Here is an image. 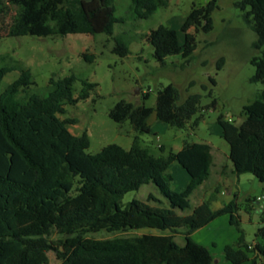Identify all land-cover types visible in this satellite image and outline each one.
Listing matches in <instances>:
<instances>
[{
	"label": "trees",
	"instance_id": "16d2710c",
	"mask_svg": "<svg viewBox=\"0 0 264 264\" xmlns=\"http://www.w3.org/2000/svg\"><path fill=\"white\" fill-rule=\"evenodd\" d=\"M166 4L167 0H131V17L146 19ZM234 5L256 34L253 46L260 55L250 59L254 66L251 81L260 82L263 88L243 106L239 124L221 114L216 122L229 146L233 173H251L264 189V0H235ZM217 6V0H207L185 15L182 42L177 31L164 24L149 29L141 38L152 46L159 64L166 65L173 55L187 62L197 49V34L212 29L211 15ZM115 12L114 0H0V37L104 33L112 41L111 53L126 57L128 45L114 35L115 24L121 22ZM82 57L92 62L96 56L82 53ZM223 62L220 57L218 68ZM8 69L0 67V79ZM76 80L81 88L74 95ZM209 81L216 83L212 76ZM32 84L30 70L23 69L0 93V264H49V251L54 252L58 264H212L209 248L194 241L191 233L226 213L238 236L234 243L224 246V258L231 264H264V207L251 243L239 227L235 193L215 210L210 207L212 193L190 212L177 211L189 206L190 195L209 175L205 142L185 139L179 150L166 153L164 145L155 153L139 142L138 134L151 132L148 119L152 114L157 121L176 128L197 127L202 119L200 93L183 94L169 83L157 90L152 107L117 101L108 115L119 123L130 122L136 133L131 146L126 149L111 143L89 153L87 132L71 133L67 124L76 119L58 114L65 113L67 104L88 98L98 83L74 74L52 76L45 96L28 94ZM147 95L143 93L144 98ZM210 103L215 106V99ZM172 163L189 174L180 191L171 189L168 168ZM150 182L168 206L150 204L149 200L161 202L152 194L147 201L121 203L124 193ZM254 200L247 198L248 202ZM141 228L156 233L87 237L99 230L116 233ZM178 233L184 235L183 244L175 240Z\"/></svg>",
	"mask_w": 264,
	"mask_h": 264
},
{
	"label": "rangeland",
	"instance_id": "374dc122",
	"mask_svg": "<svg viewBox=\"0 0 264 264\" xmlns=\"http://www.w3.org/2000/svg\"><path fill=\"white\" fill-rule=\"evenodd\" d=\"M199 1L201 0H168V6L159 7L148 18L133 20L132 13L128 12L130 0H114L116 8L118 7L115 14L123 16L120 18L121 22L114 26V35L128 45L129 53L126 57L111 53L112 41L104 33L0 37V67L9 68L0 79V93L19 77L23 69H29L34 80V84L26 90L28 94L45 96L51 89L49 80L52 76L59 78L74 74L78 79L98 83L97 87L90 91L88 98L73 105L67 104L65 113L58 114L60 118L76 119L75 123L67 124L71 133L80 135L84 131L87 132L89 147L86 151L89 153H96L111 143L126 149L131 146L136 133L130 122L126 120L119 123L108 115L117 101L124 99L152 107L155 105L157 90L169 83L178 86L183 94L187 91L200 93L202 119L194 129L189 126L176 128L150 118L151 132L138 134L139 142L149 146L155 153H159V145H164L165 153L169 150L176 152L182 147L185 139L203 141L213 152L207 179L190 195L189 206L184 210H177L178 213H188L199 203V197L204 192L219 182L222 176L227 177L232 166L227 156L229 146L221 137L220 128L216 123L218 115L221 114L239 124L243 106L255 98L263 88L260 82L251 81L254 66L250 59L254 55H260V50L253 46L256 34L244 21L242 11L234 5L235 0H217L218 6L211 15L212 29L197 34L198 46L189 61L184 62L180 55L168 57L166 65H161L155 60L152 46L141 38L142 35L159 24L170 26V17H184L193 4ZM179 38L183 40V33L180 31ZM82 53H94L96 57L94 61L89 62L82 57ZM220 57H223L224 62L218 68ZM210 76L215 78V85L209 81ZM190 82H193L192 86H189ZM202 85H205V88H202ZM80 88L81 82L76 80L73 84V94L77 95ZM146 92L148 95L144 98L143 93ZM213 99L216 101L215 106L210 105ZM175 168L184 171L177 163L170 166L168 171L176 175ZM221 172L225 174L221 175ZM237 177L230 190H236L239 227L244 232L245 240L251 243L261 221L260 214L250 208L252 201L248 202L247 198L253 200L255 197L264 207L263 183L251 173H243ZM176 179L171 182V189L180 191L183 187L178 175ZM149 194L161 200L160 203L149 200L150 204L168 206L165 198L151 182L141 185L137 190L124 193L120 201L122 204L132 199L147 201ZM147 232L156 233L149 228L116 233L99 230L89 232L87 237L108 239L137 236ZM236 234V228L229 223V214L226 213L195 231L191 237L209 248L213 255L212 264H231L224 258L222 250L225 244L235 242ZM175 240L183 244V233L176 234ZM47 255L49 264L59 263L53 251H49Z\"/></svg>",
	"mask_w": 264,
	"mask_h": 264
},
{
	"label": "crops",
	"instance_id": "0c3cea01",
	"mask_svg": "<svg viewBox=\"0 0 264 264\" xmlns=\"http://www.w3.org/2000/svg\"><path fill=\"white\" fill-rule=\"evenodd\" d=\"M120 1V0H119ZM168 1V0H167ZM116 2H117V0H116ZM207 2V0H201V1H199L197 4H193V6H192V9L191 10H193L194 8H196V7H198V6H201V5H204L205 3ZM166 6H168V3L166 4ZM166 6H164V7H166ZM163 8V7H162ZM116 9H118V7L116 8ZM159 9V8H158ZM157 9V10H158ZM156 10V11H157ZM190 10V11H191ZM155 11V12H156ZM189 11V12H190ZM128 12L130 13L131 12V0H130V3H129V7H128ZM154 12V13H155ZM132 13V12H131ZM117 16V15H116ZM132 16V15H131ZM119 19L120 18H122L123 16H117ZM132 19L133 20H136V19H134L133 17H132ZM184 19H185V16L184 17H178V18H175V16H172V17H170L169 19H168V21H169V24H170V27L171 28H173V29H175L176 31H177V35H178V39H179V41L180 42H182L181 40H180V38H179V31L181 32V25L183 24V21H184ZM153 115V116H152ZM150 117H149V119H148V123L150 124V127H151V122H150V118H151V120H154V121H156V122H159V121H157V119H156V117H155V114H152ZM161 123H163V122H161ZM217 123V122H216ZM218 125V124H217ZM218 127L220 128V126L218 125ZM151 130H152V127H151ZM220 135H221V137H222V131H221V128H220ZM207 144V143H206ZM205 153H207L208 155H209V157H210V165H209V168H210V166H211V164H212V161H213V155H212V153L213 152H211L210 150H209V148H208V145H207V149H206V152ZM228 156V155H227ZM173 165H175V163H172L170 166H173ZM179 165V164H178ZM169 166V167H170ZM180 166V165H179ZM181 167V166H180ZM184 171H180L179 169H177V168H175V170H177V172H176V175H178L179 176V180L181 181V186L184 188L185 187V185L187 184V182H188V180H189V174L187 173V171L183 168V167H181ZM170 174H171V176H172V182L174 181V180H177L176 179V175H173L171 172H170ZM209 174H210V172H209ZM225 173H223V172H221V175H224ZM236 179H238V177L233 173V167L231 166L230 168H229V173L227 174V177H223L222 176V178H220V180H219V182H217L215 185H212L206 192H204L202 195H201V197H199V198H201L200 199V201H199V203L198 204H200L201 202H203V201H205V200H207L208 198H209V196L213 193L214 194V198L212 199V201L210 202V207H211V209H213V210H215V209H218V208H220V207H222L225 203H227V202H229L232 198H233V195H234V193H235V191H233V190H230L231 188H233L232 187V184H234L235 182H236ZM204 182V181H203ZM222 183H223V185H222ZM182 188V189H183ZM181 189V190H182ZM196 189V188H195ZM193 193V192H192ZM236 194V193H235ZM257 198H259V196L257 197ZM197 204V205H198ZM252 205H253V209L254 210H256V212H258L259 214H260V212H261V210H262V208H263V206L257 201V200H254V201H252ZM206 226V225H205ZM205 226H203V227H205ZM203 227H201V228H199V229H197V230H200V229H202ZM197 230H195V231H197ZM195 231H193L192 233H191V235L195 232ZM237 232V231H236ZM237 236H238V233L236 234V238H237ZM226 245V244H225ZM224 245V246H225ZM224 246H223V248H224ZM222 252H223V250H222ZM224 256V255H223Z\"/></svg>",
	"mask_w": 264,
	"mask_h": 264
}]
</instances>
